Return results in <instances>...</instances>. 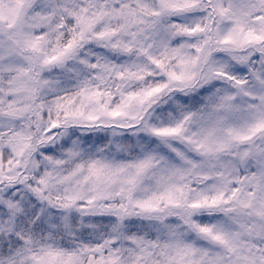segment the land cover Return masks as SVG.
Wrapping results in <instances>:
<instances>
[{
  "label": "clouds",
  "instance_id": "obj_1",
  "mask_svg": "<svg viewBox=\"0 0 264 264\" xmlns=\"http://www.w3.org/2000/svg\"><path fill=\"white\" fill-rule=\"evenodd\" d=\"M34 2L44 10L45 0ZM225 2L254 5L248 15L239 16L240 24L245 31L264 35V19H253L264 17L260 0ZM10 3L4 0L5 7ZM71 19L65 15V23ZM194 19L178 22L191 24ZM157 20L162 31L177 23L168 16ZM58 23L56 17L25 23L27 33L46 35L39 52L20 51L7 37L0 41V88L19 89L14 99L27 107L19 119H5L0 132V264H89L85 246L104 241L121 249L120 264H135L127 250H139L129 237L157 245L148 246L150 255L141 264H169L170 256L172 264L176 259L182 264H264V131L243 143L233 139L264 119V52L257 50L264 43L222 42L236 25L231 18L217 17L211 31L170 38V43L175 40L171 47L179 51L169 52L166 68L181 79L169 81L135 49L124 54L90 32L63 58L44 64L70 38ZM119 23L106 19L95 27ZM120 38L130 40L124 33ZM151 53L159 56L160 50L153 47ZM9 67L26 71H7ZM129 69L143 78L129 76ZM218 73L245 83L237 85ZM161 83L167 86L141 103L143 90ZM97 90L101 95L85 98ZM224 97H231L228 108L220 106ZM61 100L63 107L58 108ZM111 111L119 115L110 116ZM53 121L55 129L50 127ZM177 125V135L152 131ZM173 149L198 166L192 168ZM148 158L150 166L129 194L125 181L135 169L127 166ZM93 163L100 169L96 175L89 173ZM120 167L115 176L110 174L109 169ZM172 168L182 169V176L169 177ZM164 183L183 188L175 204L163 211L136 206L161 191ZM214 185L239 191L227 204L189 206L198 193L213 195ZM193 224L209 227L210 233L197 231ZM213 235L226 243L213 240ZM165 244L194 251L178 258L170 247L162 255Z\"/></svg>",
  "mask_w": 264,
  "mask_h": 264
},
{
  "label": "snow or ice",
  "instance_id": "obj_2",
  "mask_svg": "<svg viewBox=\"0 0 264 264\" xmlns=\"http://www.w3.org/2000/svg\"><path fill=\"white\" fill-rule=\"evenodd\" d=\"M260 4L264 5V0H260ZM254 7V5L227 3L225 0H159V3L153 5L151 0H84L83 3H79L78 0H45V8L41 11L37 7L34 0H11L8 7L4 6V0H0V41H3L5 37L7 40L18 50L23 51L25 49L39 52L41 51L42 44L46 42V35L33 32L31 34L24 30V25L29 20H41L46 21L52 17H56L59 23L57 27L67 29L70 38L62 45L58 46L55 50V55L46 56L43 61L44 64L55 62L65 56V54L72 49L77 42L83 38L84 33L90 32L92 36L97 40H106L110 42V46L114 50H119L124 54H129L135 51L138 54L144 55L148 62L152 64L157 70L164 73L168 77L169 81H179L181 76L172 71H168L166 68V60L169 58V52L176 53L178 48H172L171 43H175L170 38L177 35L181 37H194L197 33H203L211 31V22L215 18L225 19L231 18L235 22V27L224 37L222 42H234L245 46H257L264 43V35L255 33L249 29L245 31L240 24L239 16L248 15V9ZM65 15L72 19L65 23ZM168 16L171 20L177 21L171 25L165 26L163 31L161 30L157 18ZM195 17L193 23L183 24L178 22V18ZM106 19H119L121 23L118 25L105 24L100 30H96V25L105 21ZM254 20H261L264 17L256 15ZM78 27V31L76 30ZM136 28V31H130V29ZM124 33L130 37V40L125 41L120 38V34ZM166 33V34H165ZM138 36H143V40H138ZM59 39V36L57 37ZM151 38V43L145 46L144 41ZM207 43V41H205ZM155 47L160 50V55H153L151 49ZM201 48L197 47L196 51H200ZM258 51L264 52V47H258ZM106 67L105 65H90L93 69L96 67ZM112 68L115 65H107ZM7 71L25 72L26 70L18 67H9ZM128 75L135 78H143L137 72L127 70ZM121 73H118L120 75ZM219 75H225L227 79L234 80L237 85L245 83L241 79H237L234 76H228L226 73H218ZM146 75H152V73H146ZM167 85L164 83L157 84L155 86H149L146 90H143L141 103L148 101L156 93H159ZM19 91L17 88H10L4 90L0 88V132L5 129L2 122L7 119L17 120L27 110V107L21 108L14 96ZM34 91V90H33ZM82 95L84 92L82 91ZM110 93H104L109 95ZM101 95L97 90L96 92L89 93L85 98L92 100L95 97ZM136 95H139L137 93ZM127 99H133V95H129ZM231 97H224L221 101V107L228 108L230 104L228 101ZM71 103V101H69ZM42 107V106H41ZM57 107H63V100L57 104ZM110 116L119 115L118 111H111L108 113ZM88 119H95V117L89 116ZM57 123L53 121L50 125L52 129L57 127ZM14 131V129H13ZM155 135L158 136H171L177 135L181 132L179 125L171 128H163L159 130H152ZM264 131V119L252 127L248 134H235L233 139L238 142H245L251 138L252 135ZM12 132H8L11 135ZM199 147V145H197ZM176 155L184 160L185 163L191 165L192 168H196L198 165L187 160L184 154L176 149H173ZM150 166V158L145 159L139 163L128 165L127 167L134 168L135 173L129 175L125 183L130 187L127 189L130 194L132 188L135 186L137 177L143 173V171ZM103 168H109L104 165ZM89 173L96 175L100 169L95 164H89ZM123 168L109 169L110 174L115 176L117 172L122 171ZM183 174V170L179 168H172L168 170L169 177H180ZM205 179L208 177L205 176ZM240 180H237L239 183ZM239 191L238 188L233 187L230 191H226L220 185L213 186V195L209 196L207 193H198L197 198L189 205L192 208H199L204 204L216 205L218 203H229V201ZM183 188L177 184L164 183L162 190L154 193L149 199L142 202H137V207L150 211H163L165 206L175 204L178 193H182ZM192 227L196 228L201 233H210V228L207 226H197L195 224ZM132 244L139 250L134 252L129 248L127 251L135 256V264H141L147 256L150 255L148 246L156 247L155 242L143 241L133 237L128 238ZM213 240H217L224 244V241L220 236L213 235ZM172 247L175 249V257L182 258L186 255H191L194 251L190 246L180 248L178 246H170L165 244L162 248L165 252L162 255L167 254V250ZM85 252L89 253V264H120L123 260L121 256V249L116 246L115 242L104 241L96 242L95 246L89 248L85 246ZM173 257H169V264H172ZM155 264V262H153ZM175 264H182V259H176Z\"/></svg>",
  "mask_w": 264,
  "mask_h": 264
}]
</instances>
